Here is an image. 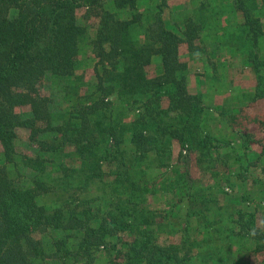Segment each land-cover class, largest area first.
I'll return each mask as SVG.
<instances>
[{"label": "trees", "instance_id": "trees-1", "mask_svg": "<svg viewBox=\"0 0 264 264\" xmlns=\"http://www.w3.org/2000/svg\"><path fill=\"white\" fill-rule=\"evenodd\" d=\"M167 1L0 0V144L4 162L20 164L21 153L14 147L18 128L28 129V141L39 149L54 155L71 149L68 153L78 162L77 167L70 170L63 161L56 163L54 171L61 174L50 177V182L46 180L50 174L45 172L46 166L34 168L28 178L19 177L16 181L9 176L6 166L0 165V264H35L42 250L33 232L43 233L49 227L67 231V237L79 236L77 242L72 241V246L66 237L54 239L56 258L84 255L87 264L95 260L92 247H102L99 251L113 255L107 264H189L192 249L203 247L194 246L186 235L176 244L156 242L157 227H160L156 222L157 214L142 207L146 195L152 192L142 173L140 177L135 170L141 164L134 165L141 161L127 158L124 149L128 147L136 157L151 152L163 166L170 157L172 141L177 140L184 150L187 148L186 152L193 149L199 153V163L206 159L212 167L220 160L228 173L218 171L215 175L219 176L220 183L228 184L229 173L236 170L230 163L246 159L255 163L246 156L245 143L249 136L235 128L242 127L244 122L262 123L264 119L261 115H246L240 109L237 114L225 113L226 118L222 116L224 119L217 121V116L208 112L209 106L204 104L201 95L188 92L185 83L188 65L179 61L178 44L187 43L190 56L194 58L204 51L206 44L221 38L217 36V29L214 34L208 33V28L211 30L220 22L216 14L209 20L199 18L200 10L197 9L198 14L194 9L184 22L182 32L169 30L162 20ZM234 2L244 13L246 32L242 31L253 48L243 52L242 57H250L258 73L255 95L251 93L249 98L254 102L257 97H264V54L261 46L259 48L264 31L259 18L255 17L256 0ZM79 8H84V20L98 19L90 42V53L95 59V83L85 82L77 73L81 69L79 56L84 53L83 36L87 30V25L78 21ZM202 29L205 34L201 33ZM232 36L239 37L233 33L225 37L232 39ZM155 58L157 72L148 76L147 66ZM44 78L56 89L54 98L52 94H40L39 84ZM163 97L168 99L166 107H163ZM23 106L28 110L18 112ZM172 112H176L173 118ZM128 115H132V120H126ZM208 120L218 126L227 124L238 139H230L226 131L215 135L206 127ZM222 147L225 150L228 147L224 155L220 154ZM231 158L236 159L229 163ZM52 161L46 160L47 163ZM109 161L116 163L111 172V190L121 188L125 194L122 200L107 196L108 189L99 193L102 197L65 195L75 174L71 170L76 171L75 176L81 180L75 190L90 192L93 181H103L102 176L107 172L102 166ZM33 162H38V158ZM238 173L237 169L236 174L241 176ZM179 175L182 184L193 183L187 171ZM54 182L63 186V200L48 212L47 207L39 203V197L53 193ZM204 190L205 187L195 189V197L200 198L193 197L192 201L197 202L195 211L190 210L191 202L186 204L184 215L187 218L194 216L206 221L202 211L223 208L217 204L216 193H203ZM180 201L181 198L177 200ZM254 201L260 203L264 199ZM239 210L233 214L238 215ZM248 217L245 225L252 222L254 215L248 212ZM234 219L230 221L238 220ZM217 222L211 220L209 224ZM183 225L187 228L190 221L184 218ZM200 225L193 228L201 229ZM203 226L210 229L207 224ZM199 232L204 233V229ZM118 233L130 235L131 241ZM208 248L205 256L200 254V260L213 264L217 252Z\"/></svg>", "mask_w": 264, "mask_h": 264}, {"label": "rangeland", "instance_id": "rangeland-1", "mask_svg": "<svg viewBox=\"0 0 264 264\" xmlns=\"http://www.w3.org/2000/svg\"><path fill=\"white\" fill-rule=\"evenodd\" d=\"M197 13L198 10L196 9ZM77 17L79 23L87 25L86 33L84 34V41H86L83 44L84 53L83 55H80L79 58L82 62L81 69L77 71L78 74L82 75V79L85 80L87 83H95L96 76L93 71V64H94V57L90 53V42L91 39L94 38L97 25H98V19L97 18H91L89 20L83 19L84 14V8L77 9ZM84 25V26H85ZM211 39V38H209ZM264 45V44H263ZM203 53V52H201ZM264 54V51H262ZM200 54V52L198 53ZM190 55V54H189ZM158 60L155 58L153 59V62L147 66V75L151 76L154 75L156 71V62ZM263 65V64H262ZM264 74V73H263ZM205 87L204 89H211L212 82H207L203 84ZM222 84L215 83V87L221 88ZM39 92L40 94H49L53 96L57 95L54 92H56V89H54L53 84L49 83V80L47 78H44L42 82L39 84ZM57 99V98H56ZM55 100V99H54ZM206 104L210 105V100H205ZM244 104L246 105H252V101H249L248 99L243 100ZM168 105V99L167 97H163V107H166ZM65 106V104H63ZM228 106V105H226ZM27 106H23L17 109L18 112L22 113L27 111ZM211 114V112H210ZM213 114V113H212ZM245 114H251L247 113L245 110ZM263 114V113H261ZM260 114V115H261ZM170 116L173 118L176 116V112L170 113ZM261 119L263 115L260 116ZM128 121L132 120V115H128L127 119ZM209 127L208 129L211 130L215 135L221 132L226 131V127L223 124L222 126H218L215 122H211V120L207 121L206 127ZM213 126V127H212ZM205 127V129H206ZM264 127V125H263ZM207 130V129H206ZM254 134V135H253ZM252 135L255 136L254 140L249 138V141H246L245 144H247V147L249 145L256 146L255 148L260 149V146L264 145V130L256 131ZM29 136V130L26 128H18L17 134L14 139V147L15 149L21 153L20 158L18 160V165H13L12 163H6L4 162V156H3V149L0 144V165H5L7 168V172L9 176L16 181L19 180V177L28 178L33 171L34 168L40 167V166H46L47 171L46 173H50L47 177V182L51 181V178L53 176L57 177L61 173H57L60 171H54L55 164L63 161L64 166L68 167V169H72L73 167H77L78 162L73 159V155H71V149H67L65 152L56 153V155L52 154V152L48 150L39 149L36 144L31 143L28 141ZM237 138V136L235 135ZM232 138V139H235ZM238 139V138H237ZM251 141H253L251 143ZM174 142V145L172 144ZM171 143L170 151H172V147L174 149V156L169 157L168 162L161 166L157 163L158 157H156L153 153L149 152L144 155H141L139 157H136L133 155L132 150L130 151L128 147H126L125 150V156L127 158L137 159L138 161H141V163H136L134 166H141L139 168L136 167L135 170L138 171V176H142L146 180V185L148 187V190L152 192L151 194H147L145 197V201L142 203V207L145 209L154 210L157 214L156 222L160 225V227H157L156 231V242H158L161 245H168L172 243H179L181 241V238L186 235L189 239H191L192 242H194V246L200 244L203 245V247H195L192 249V258L187 262L189 264H204V261H201L200 259L202 256L206 255V252L209 251L208 247L213 248V251H216L215 259L216 261L213 262V264H264V210L258 209L260 208V205H257L256 207L252 205H248L244 207L246 208H239L238 215L233 214V208L231 205L227 204L226 198L229 196H232V192L234 190L242 191L246 188V183H244L243 176L248 175V179H253L252 176L255 177V180L257 178V175H261V173L264 174V160L263 162L257 164V163H249V160H239V163H230L236 158H231L229 160L230 165L233 167L235 166L236 170L234 171L237 173V169L239 170V175L241 176H235L234 172L232 176L228 181L230 183H220L219 176H216V172L218 173H228L225 171L224 167L220 164L221 161L214 163V167H210L206 161V159H203L200 163L197 161L199 158V153L193 149H190V152H186L184 148L180 146V143L177 140H173ZM238 144V143H237ZM236 144V146H237ZM235 147V145H234ZM264 147V146H263ZM228 148V147H227ZM226 148V150H227ZM225 147L221 148L220 151L223 152L220 154L224 155V152H226ZM241 151V150H240ZM239 151V152H240ZM186 152V153H185ZM179 153L182 154L181 157H179ZM187 157H186V156ZM171 156V154H170ZM38 158V162H33L34 158ZM53 159L51 163H47L46 160ZM26 162V164H25ZM115 161H109L104 162L103 164V170L105 171V175L102 176L101 182L93 181L90 186V192L88 191H79L75 190L77 187L76 184L80 183L81 180L77 178L76 171H73L75 174L74 177L71 179L72 185L70 188L65 189V195H71L70 197H74V194L79 193L85 197L97 195L100 196L99 193L105 189L108 193L106 195L114 198L115 200L119 199L122 200V197H124L125 194H123V190L120 188L111 190L113 188V185L111 183V180L113 178L111 172L113 170V167L115 165ZM186 166V168H185ZM20 167L23 169L20 170ZM209 167L211 169H209ZM253 167V168H252ZM61 170L60 168H57ZM187 171V174L192 178L193 183L189 186L182 184V176L179 174H182V172ZM53 172V174H52ZM146 173V176H145ZM230 174V173H229ZM220 183L218 186L217 183ZM182 184V187H181ZM52 189H54L53 193H43L39 197V203L43 204L45 207H47L48 212L52 210L53 207L59 205L63 198H61L63 191V186L60 185L58 182H54ZM51 185V186H52ZM105 187V188H104ZM197 187H205L206 190L203 191H212L216 193L219 200L218 203L220 206H223L222 209L216 210L214 208L209 209L208 211H202V214L205 220H202V218H197L194 216L186 217L184 215V211L186 209V204L191 202L190 204V210L195 211V205L197 202L196 200H199L200 197H195V194L197 191L195 189ZM208 187V188H207ZM263 193L262 191H260ZM213 193V194H214ZM264 194V193H263ZM102 197V196H100ZM193 197H195L194 202ZM247 200H261L264 199V196L261 195L258 191H256L255 194L251 196H246ZM181 198L180 202H177V200ZM65 199V198H64ZM101 201V200H100ZM103 202V200L101 201ZM241 204V203H240ZM175 207L173 211H171L172 207ZM198 206V205H197ZM177 208H180L178 211ZM185 208V209H184ZM236 208V207H235ZM263 208V207H261ZM112 209V207L110 208ZM237 211V208H236ZM177 212L178 214H174ZM248 212L252 213L254 215L252 222H249L247 225L244 223L248 220ZM159 214L161 217H159ZM241 215V217H240ZM179 217H182L179 219ZM184 218L186 220L190 221V225H188L187 228L184 227ZM235 218V219H234ZM231 219H238L235 223H232ZM212 220H218L217 223H211L209 222ZM200 222L202 225H200ZM206 222V223H204ZM196 224L200 225L201 229H195L193 228ZM210 227V229H206V225ZM207 227V228H208ZM185 228V229H184ZM233 228V231H232ZM204 229V233L199 232V230ZM182 230H186L182 231ZM198 230V231H197ZM182 231V232H181ZM70 234H74L75 231H68ZM34 237L39 240L41 250H42V256L40 258H36L35 264H87V261L84 257V255L80 257H75L76 255H73L72 257L69 255L67 256V259H61L56 258L54 256V246L52 245V242L54 239H62L64 237L68 238V242L70 246H72V241L77 242L78 241V234H74L72 237H67V231L61 230L58 228L49 227L45 232L39 233L38 231L33 232ZM119 236H122L127 241H131L132 237L130 235H126V233H118ZM226 236H229L228 238ZM114 238V237H113ZM121 238V237H120ZM115 239V238H114ZM215 246V247H213ZM102 247H92V250L94 251L93 257L95 260L92 264H107L110 259L113 258V255H105L99 250ZM199 253V254H197ZM185 255V253H182ZM182 255V256H183ZM78 258V261L73 262L72 259ZM211 264V263H209Z\"/></svg>", "mask_w": 264, "mask_h": 264}, {"label": "crops", "instance_id": "crops-1", "mask_svg": "<svg viewBox=\"0 0 264 264\" xmlns=\"http://www.w3.org/2000/svg\"><path fill=\"white\" fill-rule=\"evenodd\" d=\"M250 1L245 0V3ZM256 5L255 17L259 18L262 30L264 31V0H256ZM194 9L200 10L201 17L199 18L201 19L207 18L209 20V17H213L216 14L220 25L215 24V28H211V30L208 28V33L214 34L217 29L219 30L217 36L221 38L211 44H206L205 49H203L205 52L202 51L203 53L197 54L194 58L189 55L187 43L180 42L178 44L177 53L179 61L187 62L188 65V73L185 79L188 92L200 94L204 104L209 106L208 112L217 116V121H221L222 116H226L225 113L237 114L240 109L254 114L253 116H260L261 113H263L261 115H264V97H257L252 102V105H246L243 102L244 99L250 98L251 93L255 92L258 73L252 62H250L251 58L242 57L243 52L245 54L253 49L250 42L245 39V16L242 9L236 5L234 0H168L167 4L163 7L162 13V20L165 27L172 31L182 32L185 28L184 22H186L187 17ZM243 29L245 30L244 33L242 31ZM204 31L201 33L205 34ZM232 33L239 37L232 36V39L225 37L228 34L232 35ZM260 41L259 48L261 46V49L264 51V34ZM207 82H212L211 89H204L203 84H207ZM215 83L222 84L221 88L215 87ZM253 95L255 94L253 93ZM205 100H210L211 104H206ZM224 125L227 129L226 132L229 133L230 139L234 138L235 135L237 136L236 132L229 130L227 124L224 123ZM263 125L264 120L262 123L244 122L242 127H236L235 129L239 128L243 130L254 140L255 136H253V133L261 131L262 129L264 130ZM172 144L174 145V142ZM263 146L257 149L255 148L256 146L249 145L246 156L257 164L263 162ZM173 147L170 156L171 159L174 156ZM239 154H242L241 151ZM233 172H230V177L234 175L238 176L235 172L232 175ZM248 177V175L242 177L244 183H246L245 190H234L231 193L232 196L226 198V203L231 205L232 208L234 207V212L236 208H246L243 205L256 207V203L259 201L247 200L246 196H251L256 191L264 196V174L257 175L256 180L254 176H252L253 179H248ZM257 205H260L258 209L264 210V201H260Z\"/></svg>", "mask_w": 264, "mask_h": 264}]
</instances>
